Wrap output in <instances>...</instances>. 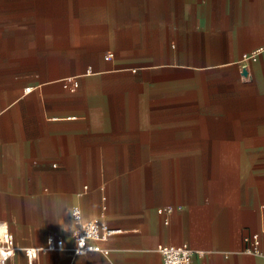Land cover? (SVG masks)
<instances>
[{
	"label": "crops",
	"instance_id": "obj_1",
	"mask_svg": "<svg viewBox=\"0 0 264 264\" xmlns=\"http://www.w3.org/2000/svg\"><path fill=\"white\" fill-rule=\"evenodd\" d=\"M60 1L0 0V222L18 248L8 264H27L23 249L50 234L70 246L56 222L72 207L117 232L100 243L109 254L35 264H163L158 247L183 242L204 252L191 264H264V0H119L168 18L161 62L74 41L61 53V32L100 30L77 19V0L62 13ZM79 75L74 93L59 81ZM254 235L259 254H248Z\"/></svg>",
	"mask_w": 264,
	"mask_h": 264
},
{
	"label": "rangeland",
	"instance_id": "obj_2",
	"mask_svg": "<svg viewBox=\"0 0 264 264\" xmlns=\"http://www.w3.org/2000/svg\"><path fill=\"white\" fill-rule=\"evenodd\" d=\"M104 2L91 1V8H85L84 1H76L77 19L93 22L99 25L100 32L79 33L78 23L74 33L61 32L60 51L67 52V44L75 42L78 51L82 46L94 50H114L112 56L118 55L127 58H139L149 55H157V61H163V48L167 35L165 23L168 21L164 16H145L139 11H121L122 3L119 0H109L106 11L103 6H97ZM136 5L138 1H127L125 4ZM66 1H60L61 13L66 11ZM86 4H88L86 2ZM124 4V5H125ZM91 6V5H90ZM114 9V11H111ZM82 50V51H83ZM85 52V51H84ZM86 53H89L88 51ZM108 54V55H110Z\"/></svg>",
	"mask_w": 264,
	"mask_h": 264
},
{
	"label": "built area",
	"instance_id": "obj_3",
	"mask_svg": "<svg viewBox=\"0 0 264 264\" xmlns=\"http://www.w3.org/2000/svg\"><path fill=\"white\" fill-rule=\"evenodd\" d=\"M256 55H258V53H254L250 56H244V57L248 61H253L256 59ZM108 57H112V55L110 54V55H108ZM53 70H54V68H53L52 58L48 57L47 58V71H48V75H49L48 77H49V79L54 80ZM91 72H92V68L88 67L86 74H89ZM79 79H80V75L79 76H67V77L61 78L59 81L62 84L64 89H66L67 91H69L71 93H74L79 87ZM30 90H31V88L25 89L26 92H29ZM75 208H77V207H75ZM173 211H174V209L172 207H166L162 210V212L167 214V215L172 214ZM70 219H71V217H70ZM83 222L84 223H90L92 226L99 228L98 236H96L92 241L89 242L90 244H93L94 247L91 250H88V247L86 245L85 251L87 252V254L92 253V252H100V253H103L105 255H108L109 250L102 248L100 243L108 240L111 236H113L117 232L112 230L111 228H109L107 222L103 218L84 220ZM0 223H3V222H0ZM164 223L166 225H168L169 220L166 219ZM5 225H6L7 234L10 235V237H11V241L0 243V259L4 260V264H8V262L15 257L18 248L16 246L14 236L10 232L8 225L7 224H5ZM81 235H84V234L81 233ZM49 238L52 239V245L51 246H49V244H48ZM61 241L64 242V251H60V248H59V244ZM245 242L249 244V246L246 249V252L248 254H259L257 252V250H258L260 241H259V237L257 235H254L250 238H245ZM41 247H44L47 252L67 253L70 256V259L73 261L77 257H79L75 251V249H76L75 241H72V244L70 246H68V245H66L65 239L62 235L50 234L46 239L45 245H43V246H32V247H27V248L23 249L25 252V255H26L27 264H35L39 255L41 253H44V252L40 251L35 256H33L31 253L33 252V250L39 249ZM158 252L162 257L163 264H168V262L170 260H171V264H191L194 256H199V257L204 256V252H202L200 250H194V249L190 248L187 243H184V242L179 243V244H174V245L159 246ZM82 256H84V255H82Z\"/></svg>",
	"mask_w": 264,
	"mask_h": 264
},
{
	"label": "clouds",
	"instance_id": "obj_4",
	"mask_svg": "<svg viewBox=\"0 0 264 264\" xmlns=\"http://www.w3.org/2000/svg\"><path fill=\"white\" fill-rule=\"evenodd\" d=\"M68 216L71 217L69 222L59 223L62 232L68 234L69 241H75L76 244V254L78 256L86 255L87 252L85 251L86 245L88 250H91L94 245L90 244L89 242L92 241L96 236L99 234V228L92 226L90 223H84V217L82 215V211L79 208L72 207L68 210ZM83 233L84 235H81ZM11 237L7 234L6 225L4 223H0V243L10 242ZM49 246L52 245V239L49 238L48 241ZM60 251H64V242L61 241L59 244ZM43 251L47 254V251L44 247L39 249L33 250L31 253L35 256L38 252ZM0 264H4V260L0 259ZM171 264V260L168 262Z\"/></svg>",
	"mask_w": 264,
	"mask_h": 264
},
{
	"label": "water",
	"instance_id": "obj_5",
	"mask_svg": "<svg viewBox=\"0 0 264 264\" xmlns=\"http://www.w3.org/2000/svg\"><path fill=\"white\" fill-rule=\"evenodd\" d=\"M244 72H246V70Z\"/></svg>",
	"mask_w": 264,
	"mask_h": 264
}]
</instances>
